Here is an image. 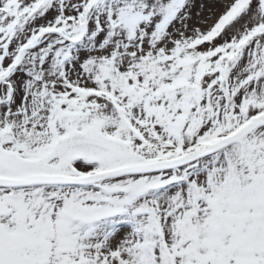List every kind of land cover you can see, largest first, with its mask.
<instances>
[{
    "label": "snow or ice",
    "instance_id": "6c2138e0",
    "mask_svg": "<svg viewBox=\"0 0 264 264\" xmlns=\"http://www.w3.org/2000/svg\"><path fill=\"white\" fill-rule=\"evenodd\" d=\"M0 264H264V0H0Z\"/></svg>",
    "mask_w": 264,
    "mask_h": 264
}]
</instances>
